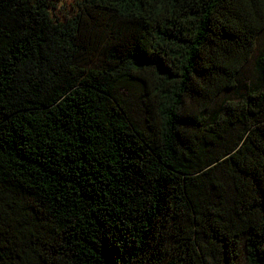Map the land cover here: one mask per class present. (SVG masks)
Listing matches in <instances>:
<instances>
[{"label":"trees","instance_id":"1","mask_svg":"<svg viewBox=\"0 0 264 264\" xmlns=\"http://www.w3.org/2000/svg\"><path fill=\"white\" fill-rule=\"evenodd\" d=\"M0 0V264H264V0Z\"/></svg>","mask_w":264,"mask_h":264},{"label":"rangeland","instance_id":"2","mask_svg":"<svg viewBox=\"0 0 264 264\" xmlns=\"http://www.w3.org/2000/svg\"><path fill=\"white\" fill-rule=\"evenodd\" d=\"M67 1L68 0H66V4H65V7H64V5H61L60 4V7L58 6L55 10H54V12L57 14V15H59V16H62L63 15V12L66 10V8H67ZM239 264H242V262H239Z\"/></svg>","mask_w":264,"mask_h":264}]
</instances>
